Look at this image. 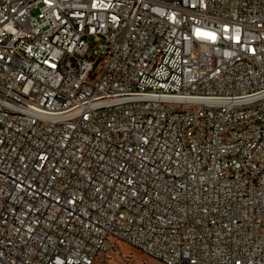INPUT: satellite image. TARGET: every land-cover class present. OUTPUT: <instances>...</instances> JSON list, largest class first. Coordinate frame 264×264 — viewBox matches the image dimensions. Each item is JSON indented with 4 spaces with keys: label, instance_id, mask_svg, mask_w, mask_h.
Listing matches in <instances>:
<instances>
[{
    "label": "built area",
    "instance_id": "1",
    "mask_svg": "<svg viewBox=\"0 0 264 264\" xmlns=\"http://www.w3.org/2000/svg\"><path fill=\"white\" fill-rule=\"evenodd\" d=\"M108 238L264 264V0H0V264Z\"/></svg>",
    "mask_w": 264,
    "mask_h": 264
},
{
    "label": "rangeland",
    "instance_id": "2",
    "mask_svg": "<svg viewBox=\"0 0 264 264\" xmlns=\"http://www.w3.org/2000/svg\"><path fill=\"white\" fill-rule=\"evenodd\" d=\"M106 246L109 249L107 253V262L109 264H158L152 258L145 256L123 242L108 238ZM99 264L104 263L100 262Z\"/></svg>",
    "mask_w": 264,
    "mask_h": 264
},
{
    "label": "snow or ice",
    "instance_id": "3",
    "mask_svg": "<svg viewBox=\"0 0 264 264\" xmlns=\"http://www.w3.org/2000/svg\"><path fill=\"white\" fill-rule=\"evenodd\" d=\"M197 35L204 37L206 39H210V40H215V34L214 33H208V32H200L199 30H197ZM238 39V38H237Z\"/></svg>",
    "mask_w": 264,
    "mask_h": 264
}]
</instances>
